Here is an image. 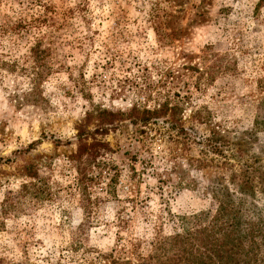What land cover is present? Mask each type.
<instances>
[{
  "label": "rangeland",
  "instance_id": "374dc122",
  "mask_svg": "<svg viewBox=\"0 0 264 264\" xmlns=\"http://www.w3.org/2000/svg\"><path fill=\"white\" fill-rule=\"evenodd\" d=\"M43 2L54 11L0 0V25L45 20L38 63L31 33H0V55L16 61L13 70L0 68V264H76L119 244L135 261L150 253L156 230L172 231L169 211L208 206L202 188L219 173L190 163L195 147L171 157L176 148L162 127L140 139L134 105L180 100L186 125L201 133L223 125L264 161V124L254 126L256 116L264 120V0ZM215 56L221 70L206 76ZM79 129L85 143L107 144L95 159L81 148ZM27 166L43 178V193L22 192L18 208L1 213L5 197L33 180ZM82 173L91 178L83 193ZM165 173L170 183L183 177L195 185L161 191Z\"/></svg>",
  "mask_w": 264,
  "mask_h": 264
},
{
  "label": "trees",
  "instance_id": "16d2710c",
  "mask_svg": "<svg viewBox=\"0 0 264 264\" xmlns=\"http://www.w3.org/2000/svg\"><path fill=\"white\" fill-rule=\"evenodd\" d=\"M25 1L39 5V12L43 9L54 11L53 6L43 0ZM62 13H72V10L67 8ZM44 22L39 15L30 19L17 18L11 23L4 22L0 25V33L17 34L21 37L24 33H31L34 42L30 50L39 59L38 63L42 60L44 50L40 48ZM4 57L3 54L0 55V68L13 70L15 59ZM219 61L220 57L215 56L206 67V76L212 77L214 72L221 70ZM32 70V74L37 78L39 73L34 67ZM258 86L264 92V81L260 80ZM179 101L172 103L165 100L158 102L151 109L145 105H134L131 109L132 121L139 123L136 133L140 135V139L151 140L155 132L162 127L166 134L164 138H169L176 148L170 149V154L173 151L171 157L177 154V147L180 150H192L195 147L198 153L189 158L190 163L198 169L211 168L219 173L203 185L202 193L208 200V206L197 212L183 214H174L168 210L172 231L163 234L159 229L156 230L150 241L151 250L147 256L136 254L135 261H132L128 254L133 252L126 251V244H119V250L98 251L92 260L85 259L76 264H264V161L252 150L249 140L231 136L228 128L223 125L213 124L204 133L198 131V126L193 121L186 125L181 117L182 107ZM263 124L264 120L256 116L255 128H260ZM150 131L154 132L152 136ZM85 136L84 130L77 131L81 148H87L89 157L95 159L100 154V149H106L107 144L99 141L87 144L83 141ZM31 146L32 144L25 149ZM26 169V175L33 180L23 183L15 195L10 192L5 197L1 204V213L9 214L15 211L22 192L31 197L43 193V178H39L31 166ZM81 177L83 178H78V182L81 183L83 193L86 189L85 181L91 178H87L86 173H82ZM170 179V173H165L163 178L159 176L158 189L163 191L164 187H171V191L195 185V182L184 181L183 177L171 183ZM126 199L132 203L135 201V197ZM127 219L120 213L117 216L118 224H124ZM76 247L78 248L79 244L74 243L71 250L74 251Z\"/></svg>",
  "mask_w": 264,
  "mask_h": 264
}]
</instances>
